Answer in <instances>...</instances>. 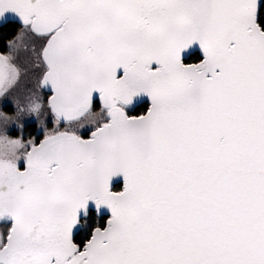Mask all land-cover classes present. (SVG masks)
Instances as JSON below:
<instances>
[{
  "label": "snow or ice",
  "instance_id": "obj_1",
  "mask_svg": "<svg viewBox=\"0 0 264 264\" xmlns=\"http://www.w3.org/2000/svg\"><path fill=\"white\" fill-rule=\"evenodd\" d=\"M9 14L0 264H264V0Z\"/></svg>",
  "mask_w": 264,
  "mask_h": 264
},
{
  "label": "trees",
  "instance_id": "obj_2",
  "mask_svg": "<svg viewBox=\"0 0 264 264\" xmlns=\"http://www.w3.org/2000/svg\"><path fill=\"white\" fill-rule=\"evenodd\" d=\"M17 28V25L12 24H6L1 30H0V37L3 38V40L9 39L12 35H14L13 29ZM0 47H2V40H0Z\"/></svg>",
  "mask_w": 264,
  "mask_h": 264
},
{
  "label": "flooded vegetation",
  "instance_id": "obj_3",
  "mask_svg": "<svg viewBox=\"0 0 264 264\" xmlns=\"http://www.w3.org/2000/svg\"><path fill=\"white\" fill-rule=\"evenodd\" d=\"M6 24H7V23H6ZM12 25H15V26L17 25V28H19V24L16 23L15 21H13ZM2 28H3V27H0V30H1ZM11 37H12V36H11ZM11 37H10V38H11ZM10 38H9V39H10ZM0 51H5V49L0 47Z\"/></svg>",
  "mask_w": 264,
  "mask_h": 264
},
{
  "label": "water",
  "instance_id": "obj_4",
  "mask_svg": "<svg viewBox=\"0 0 264 264\" xmlns=\"http://www.w3.org/2000/svg\"><path fill=\"white\" fill-rule=\"evenodd\" d=\"M9 15H10V17H9L10 20H12V21H16V17L11 16L12 14H9ZM6 23H7V22H6Z\"/></svg>",
  "mask_w": 264,
  "mask_h": 264
},
{
  "label": "rangeland",
  "instance_id": "obj_5",
  "mask_svg": "<svg viewBox=\"0 0 264 264\" xmlns=\"http://www.w3.org/2000/svg\"><path fill=\"white\" fill-rule=\"evenodd\" d=\"M22 87H23V85H22Z\"/></svg>",
  "mask_w": 264,
  "mask_h": 264
}]
</instances>
